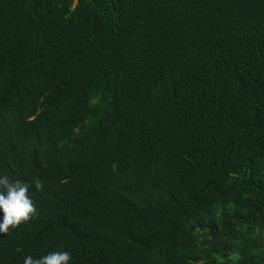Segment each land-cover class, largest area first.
<instances>
[{
	"label": "trees",
	"instance_id": "1",
	"mask_svg": "<svg viewBox=\"0 0 264 264\" xmlns=\"http://www.w3.org/2000/svg\"><path fill=\"white\" fill-rule=\"evenodd\" d=\"M0 175V264H264V0H0Z\"/></svg>",
	"mask_w": 264,
	"mask_h": 264
},
{
	"label": "clouds",
	"instance_id": "2",
	"mask_svg": "<svg viewBox=\"0 0 264 264\" xmlns=\"http://www.w3.org/2000/svg\"><path fill=\"white\" fill-rule=\"evenodd\" d=\"M43 191V183L38 177L32 180L12 181L7 175H0V234H7L22 223H27L37 215L35 201L31 198L30 188ZM71 253L56 250L40 258L25 257L23 264H70Z\"/></svg>",
	"mask_w": 264,
	"mask_h": 264
}]
</instances>
